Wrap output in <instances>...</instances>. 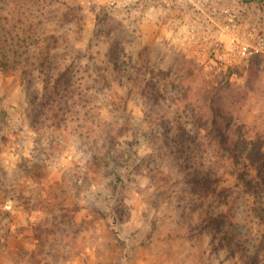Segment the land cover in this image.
I'll list each match as a JSON object with an SVG mask.
<instances>
[{"label": "rangeland", "instance_id": "obj_1", "mask_svg": "<svg viewBox=\"0 0 264 264\" xmlns=\"http://www.w3.org/2000/svg\"><path fill=\"white\" fill-rule=\"evenodd\" d=\"M37 2L69 103L0 71V264H238L211 241L222 196L189 180L236 189L216 128L264 152V52L210 61L264 35V0Z\"/></svg>", "mask_w": 264, "mask_h": 264}, {"label": "trees", "instance_id": "obj_2", "mask_svg": "<svg viewBox=\"0 0 264 264\" xmlns=\"http://www.w3.org/2000/svg\"><path fill=\"white\" fill-rule=\"evenodd\" d=\"M28 2L0 0V71L30 77L41 70L45 94L52 100L47 111L57 118L69 103L68 88L62 74L53 76L48 64L54 37L43 32L41 12L33 14ZM11 6L18 9L16 14L5 12ZM216 132L230 166L240 169L230 172L235 176L236 189L231 190L230 198L219 194L220 175L213 170L194 172L189 183L217 193L224 200L225 212L210 221L214 227L210 235L213 245L225 250L238 264H264V152L256 144L247 149L245 144L233 142L220 128Z\"/></svg>", "mask_w": 264, "mask_h": 264}, {"label": "built area", "instance_id": "obj_3", "mask_svg": "<svg viewBox=\"0 0 264 264\" xmlns=\"http://www.w3.org/2000/svg\"><path fill=\"white\" fill-rule=\"evenodd\" d=\"M142 3L144 2H156L158 0H139ZM206 33V32H203ZM251 38L249 41H243L235 39L229 44H225L222 48L221 53L216 51L213 60H210L214 65L223 66L227 68L238 60L247 59L250 55V52H264V35L258 33L255 28L252 29L250 34ZM202 39H206V36H203Z\"/></svg>", "mask_w": 264, "mask_h": 264}]
</instances>
